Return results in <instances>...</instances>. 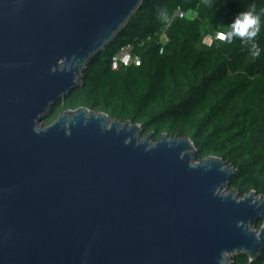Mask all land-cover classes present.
Listing matches in <instances>:
<instances>
[{"label":"water","instance_id":"water-1","mask_svg":"<svg viewBox=\"0 0 264 264\" xmlns=\"http://www.w3.org/2000/svg\"><path fill=\"white\" fill-rule=\"evenodd\" d=\"M142 3L0 0V264H234L263 248L264 195L225 191L235 168L196 160L190 138L85 106L43 124Z\"/></svg>","mask_w":264,"mask_h":264},{"label":"trees","instance_id":"trees-1","mask_svg":"<svg viewBox=\"0 0 264 264\" xmlns=\"http://www.w3.org/2000/svg\"><path fill=\"white\" fill-rule=\"evenodd\" d=\"M251 4L264 8V0H143L116 38L90 60L82 85L58 100L43 124L65 109L85 106L141 124L142 136L151 134L152 141L162 133L188 137L196 160L214 155L235 168L230 190L240 197L252 189L264 195V51L250 57L239 38L202 42L207 33H224ZM161 9L168 12L167 22L158 18ZM177 9L196 16L172 17ZM256 42L264 50V26ZM126 44L140 64L114 68L111 57ZM232 259L264 264V246L250 262L244 253Z\"/></svg>","mask_w":264,"mask_h":264},{"label":"clouds","instance_id":"clouds-1","mask_svg":"<svg viewBox=\"0 0 264 264\" xmlns=\"http://www.w3.org/2000/svg\"><path fill=\"white\" fill-rule=\"evenodd\" d=\"M262 16H264V8L258 11L255 4L249 5L247 10L238 12L231 22L228 23L222 39L226 43H232L236 38H239L240 43L247 46L250 57H259L264 51L256 42L262 26H264V21L261 19ZM158 18L167 22L169 19L167 10L161 9L158 12Z\"/></svg>","mask_w":264,"mask_h":264},{"label":"built area","instance_id":"built-area-1","mask_svg":"<svg viewBox=\"0 0 264 264\" xmlns=\"http://www.w3.org/2000/svg\"><path fill=\"white\" fill-rule=\"evenodd\" d=\"M196 16L195 11H189V12H184L182 10L177 9L172 17H179V18H184V17H189V18H194ZM223 32L217 31L214 34L207 33L203 37V43L206 45H211L214 41H224L222 39ZM163 39L165 40V36H163ZM132 62H134L136 65L140 64V58L137 56H133L131 54V47L130 44H126L124 46H120L118 51L112 55L111 57V63L114 68L120 66V65H129Z\"/></svg>","mask_w":264,"mask_h":264},{"label":"rangeland","instance_id":"rangeland-1","mask_svg":"<svg viewBox=\"0 0 264 264\" xmlns=\"http://www.w3.org/2000/svg\"><path fill=\"white\" fill-rule=\"evenodd\" d=\"M230 189H229V187H227L226 189H225V191H229Z\"/></svg>","mask_w":264,"mask_h":264}]
</instances>
